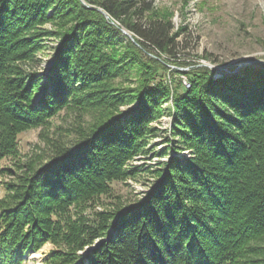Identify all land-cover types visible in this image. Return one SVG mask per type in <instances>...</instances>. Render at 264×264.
<instances>
[{
	"label": "trees",
	"instance_id": "16d2710c",
	"mask_svg": "<svg viewBox=\"0 0 264 264\" xmlns=\"http://www.w3.org/2000/svg\"><path fill=\"white\" fill-rule=\"evenodd\" d=\"M68 1L55 14V25L61 30L73 16L76 23L56 33L61 38L59 65L39 86L36 73L17 69V62L25 60L22 53L12 55L28 48V41L19 37L23 22L14 10L32 4L0 0V161L17 158L19 135L45 125L63 108L84 103L81 110H99L103 116L73 149L59 145L45 165L32 162L18 183H3L0 264H24L45 244L54 249L44 264H264V93H256L264 87V71L244 72V87L235 91L228 84L237 85L240 76L215 82L207 68L189 76L190 88L173 96V134L193 156L183 161L173 157L167 175L136 206L98 211L112 183L132 175L124 166L143 153L149 124L163 116L162 105L171 94L165 79L134 55L175 56L180 50L171 22L147 18L154 0H90L104 13H98L103 28L107 16L136 41V46H125L123 56L115 52L110 61L112 54L106 52L104 59L98 45L118 47L121 40L108 27L91 30V22L82 21L75 6L82 17L94 10ZM41 15L35 18L45 20ZM28 18L26 23L32 16ZM80 24L88 39L74 41L66 58V42ZM92 33L100 37L95 45L89 40ZM130 55L138 70L146 64L144 71L151 69L134 93H83L90 83L119 77L118 60ZM135 102L133 110L119 111L120 105ZM6 171L0 169V176Z\"/></svg>",
	"mask_w": 264,
	"mask_h": 264
},
{
	"label": "rangeland",
	"instance_id": "374dc122",
	"mask_svg": "<svg viewBox=\"0 0 264 264\" xmlns=\"http://www.w3.org/2000/svg\"><path fill=\"white\" fill-rule=\"evenodd\" d=\"M26 1L32 6H28V9L24 10L15 8L14 11H18L16 15L20 16V20L17 18L18 22H23L21 25L19 24V37L23 41H28L25 45L28 48H19L12 55L18 56V53H22L19 57H23L25 60L17 62V69L25 70L27 73H36L39 86H43L49 81L50 71L59 65L57 57L61 38L56 33L68 29L76 22L73 16L66 19V26L61 30L55 25L58 20L55 14L61 13L60 10L65 7L66 0H57L53 4L48 1L44 2V0ZM78 1L84 7L94 10L88 17H82L83 13L79 11L80 8L75 6L77 10L75 12L79 18L82 21L91 22V30L98 31L99 27L101 29L108 27L107 31H113L114 35L122 42L118 47H112L109 42L98 45L96 51L102 58L105 59L104 54L108 52L112 54L107 57L108 60H115V52L123 56L126 52L125 46L128 47L129 43L136 46L134 37L125 30L120 22L106 16L107 27L103 28L102 24L100 25L101 19L98 14L104 15L102 10L92 4L90 0ZM39 12L42 13L40 19L45 16L47 20H37L35 17ZM29 15L32 16L31 21L26 23ZM147 18L171 22L173 25L172 34H174L175 41L179 43L180 51L175 56H160L154 52L144 53L143 51L138 54H135L137 52L134 51L131 53L135 54V58L152 66L153 73L155 70V73L157 71L165 79V83L171 88V94L166 103L162 105L165 111L163 116L149 124V129L152 131L146 135L148 138H146L147 143L142 150L143 153L131 158L124 166L125 171H133L132 175L122 181L112 183L111 194L102 198L103 205L96 208L98 211H111L120 205L122 208L136 206L146 199L159 185L162 178L167 175L168 164L173 157L183 161L193 156L191 150L182 148L181 137L175 138V134H173L175 115L173 96L175 93H184L190 88L189 76H192L197 70H201L200 68H207L215 82L240 76L241 79H237V85L230 82L228 84L231 87L229 89L235 91L244 87V84L241 83L245 80L244 72L247 70L250 72L264 71V0H154L153 9L147 13ZM81 26V24L77 26V36L75 34L72 41L66 42L64 47L66 58L70 49L75 46L74 41L88 39L87 36H84L86 27ZM93 36L89 40L91 44L95 45V41L97 43L100 37L98 38L97 34H93ZM83 52L80 55H83ZM77 57L74 52L73 58ZM102 58L101 61L104 60ZM150 58L158 60V63L149 62ZM74 59L70 63H74ZM132 60V55L120 58L119 64L116 65L121 70L119 77L106 84H103V81H101V85H98V82L90 83L83 93H117L124 90L134 93V90L139 87L140 78L146 79V72H151V69L144 71L145 68H149L146 64V67L138 70L137 64L133 65ZM188 73L191 74L188 75ZM75 82L74 87L79 84L78 80ZM245 85L247 87L249 84L245 83ZM111 87L113 92L108 90ZM257 90L256 93H264V87ZM33 100L37 102L38 97ZM83 104H80L81 108H83ZM136 107L137 102L122 104L119 106V111L128 112ZM81 108H63L48 119L45 125L19 135V156L4 158L0 161V169H7L4 176H0V198L5 193L4 182L18 183V176L25 175L28 165L32 162H36L38 166L45 165L59 145L73 149L81 140V135L88 132L103 118L99 110L86 112ZM53 249V245L45 244L37 252L28 255L24 264H44Z\"/></svg>",
	"mask_w": 264,
	"mask_h": 264
},
{
	"label": "water",
	"instance_id": "95a60500",
	"mask_svg": "<svg viewBox=\"0 0 264 264\" xmlns=\"http://www.w3.org/2000/svg\"><path fill=\"white\" fill-rule=\"evenodd\" d=\"M127 36H129V37H130V35H127Z\"/></svg>",
	"mask_w": 264,
	"mask_h": 264
}]
</instances>
